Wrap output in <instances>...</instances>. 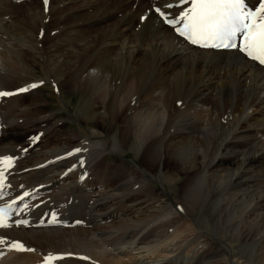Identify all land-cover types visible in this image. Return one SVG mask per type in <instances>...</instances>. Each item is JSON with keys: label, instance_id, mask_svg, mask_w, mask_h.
<instances>
[{"label": "bare ground", "instance_id": "6f19581e", "mask_svg": "<svg viewBox=\"0 0 264 264\" xmlns=\"http://www.w3.org/2000/svg\"><path fill=\"white\" fill-rule=\"evenodd\" d=\"M29 1L0 0V91L14 93L0 97V157L13 158L0 203L14 208L0 253L19 228L34 251L0 264H264V70L177 38L156 10L177 17L179 0ZM39 88L82 108L43 114ZM130 149L128 165L103 161ZM146 245L164 256L135 251Z\"/></svg>", "mask_w": 264, "mask_h": 264}, {"label": "snow or ice", "instance_id": "6c2138e0", "mask_svg": "<svg viewBox=\"0 0 264 264\" xmlns=\"http://www.w3.org/2000/svg\"><path fill=\"white\" fill-rule=\"evenodd\" d=\"M179 2L181 5L188 4V7L182 8L180 14L171 20L167 19L159 9L156 10L160 12L165 23L175 28L179 36L190 44L201 48L236 49L252 61L264 66V0H257V6L251 10L247 6L246 0H179ZM44 4L47 6L48 0H44ZM172 6L171 4L167 5L169 8ZM178 24L180 27H176ZM238 36L240 37L239 43L237 42ZM35 87L37 85L32 84L19 91H27L28 88ZM11 95L14 93L0 91V97ZM35 139L38 137L33 138V140ZM12 165L13 158L0 157V189L3 187L5 172ZM0 195H2V191H0ZM14 203L15 201H13ZM8 208H11V205ZM8 208L0 207V228L8 226ZM54 222L55 218L53 217L49 223ZM15 223L17 226L28 225L27 220L15 221ZM5 243L6 241L0 238V244ZM8 249L18 252L34 251V249L26 248L20 242H10ZM2 254L0 253V255ZM60 258L62 257L49 254L45 258L44 264H51L52 260Z\"/></svg>", "mask_w": 264, "mask_h": 264}, {"label": "rangeland", "instance_id": "374dc122", "mask_svg": "<svg viewBox=\"0 0 264 264\" xmlns=\"http://www.w3.org/2000/svg\"><path fill=\"white\" fill-rule=\"evenodd\" d=\"M121 1H123V0H113V4L114 5H116V4H119ZM29 2H33L32 3V5H33V7H36V6H38V1L37 0H31V1H29ZM15 28H17V27H15ZM60 28H62V25H58L57 27H56V29L58 30V33H59V31H60ZM63 39V38H62ZM52 42L48 45V48H52ZM60 44H65V43H63V42H61ZM9 45L10 46H15V47H17V49L19 50V49H21V48H25L24 46H23V44H21V43H18V42H12V43H9ZM3 47H5V48H7V47H9V46H3ZM64 48V47H63ZM66 48L67 49H69V47L66 45ZM71 48V47H70ZM6 56H7V58L9 59V58H13L14 60H16L17 59V54H14V53H12V52H7V54H6ZM33 56H35V58H37V59H39V60H41V58H40V55L39 54H36V55H33ZM62 57L63 59H64V61L66 60V58H67V56L68 55H66V56H63V55H60V53H58L56 56H54V59H58L59 57ZM13 63V62H12ZM39 66H37V68L35 69V71H34V73H36V75H37V77H39L40 75H42L41 74V71H40V67L38 68ZM30 93V92H29ZM32 93H35L34 94V96H32V99L33 98H35V97H37L39 100H44L45 101V103H48V106H49V108L48 109H45V111H44V113L43 114H46V115H48V114H50V113H54V114H57V116L58 117H60V118H63V117H69L72 113H74V112H76V111H79V107H80V109L82 108V104H81V100L79 99L80 98V96H78V94H74L73 92H71V93H66V95H67V98H68V102L70 103L69 105H67L66 104V108L64 109V108H62V107H60V105L58 104V101H56L54 98H52L51 97V92L47 89V88H39V89H36V90H33L32 91ZM28 94V93H27ZM23 95H26V94H23ZM23 95H20V96H23ZM70 96V97H69ZM58 97V96H57ZM30 101H31V99H30ZM4 102H7V99H3L2 101H1V104L2 105H4ZM1 106V105H0ZM62 109H64V111H61ZM81 111V110H80ZM49 123H52V120L49 122ZM68 124V126H70V127H72L74 130H76V128H74L75 126H76V121H75V123H73V124H70V123H67ZM1 135V134H0ZM111 137H115V135L112 133L111 134ZM1 139H3V137L2 136H0V140ZM134 155H135V152L133 151V149H130V150H127L126 151V154H125V157H124V155L122 154V153H120V152H116L115 154H113V155H111V156H108V157H106L103 161L108 165L109 164V162L110 161H113V162H123V163H125L126 165H128V161L132 158V157H134ZM23 174V173H22ZM24 174H25V172H24ZM156 189L158 190V192H160V193H164L162 190H161V187L160 186H158V185H156ZM41 196V195H40ZM164 199H162V201H163ZM153 206H154V208L157 206L156 204H153ZM154 208H152V210H154ZM111 222H108V223H102L101 225H99V226H107V225H109ZM174 227H180L181 228V230H182V235H185V234H187V229H185L186 228V226H184V225H182V222H178V223H176L175 225H174ZM25 228V227H24ZM22 229L23 228H19L18 229V239H19V241H20V243H22L23 245H25L24 244V242H22L21 241V238H23V237H25V235H24V233H27L28 231V229H26L24 232L22 231ZM78 229H80V228H78ZM96 229V228H95ZM183 230H185V232L183 231ZM208 237V236H207ZM210 242H212V244H213V249H216L217 247H218V244H217V242L215 241V240H209ZM121 243H118L117 245H115L114 247H118V248H123L124 246L123 245H120ZM149 246H151V245H146V247L145 248H141V249H136L135 251H137V252H143V251H145V252H148L149 253V257L150 258H157V256H158V259H160L159 257H163L164 256V254H160L158 251H150L151 249L149 248ZM31 247H33V248H36L34 245H31ZM26 248H28V246H26ZM36 249H38V248H36ZM113 248H111L110 249V252H113V250H112ZM117 249V248H116ZM207 249V248H206ZM9 250V249H8ZM106 250H109V249H106ZM190 250H192V248H190V249H188V250H185V254L186 253H188ZM197 250V249H196ZM198 250H200L199 248H198ZM17 252L18 251H15V250H9V251H6V253H4V254H2L3 255V259H10L11 257L13 258L16 254H17ZM95 252L97 253L98 252V250H95ZM19 253V252H18ZM158 253V254H157ZM161 256H160V255ZM2 258V257H1ZM75 257H72V259H74ZM128 259H131L130 258V255L129 254H126V255H122V256H119L118 257V260L116 261L117 262V264H127L128 263ZM0 260H2V259H0ZM44 262V261H43ZM130 262H132V259L129 261V263ZM42 263V262H41Z\"/></svg>", "mask_w": 264, "mask_h": 264}]
</instances>
